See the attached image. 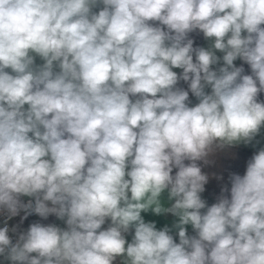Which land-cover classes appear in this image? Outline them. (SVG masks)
<instances>
[{
    "label": "clouds",
    "instance_id": "obj_1",
    "mask_svg": "<svg viewBox=\"0 0 264 264\" xmlns=\"http://www.w3.org/2000/svg\"><path fill=\"white\" fill-rule=\"evenodd\" d=\"M195 30L214 38L211 48L193 47ZM214 50L224 53L218 70ZM261 92L264 0H0V210L67 225L33 223L15 243L0 228V256L10 264H113L118 256L264 264V148L243 175H229L211 206L197 163L255 139ZM166 189L169 208L159 199ZM149 208L179 217V243L143 220ZM106 218L112 224L100 230Z\"/></svg>",
    "mask_w": 264,
    "mask_h": 264
},
{
    "label": "crops",
    "instance_id": "obj_2",
    "mask_svg": "<svg viewBox=\"0 0 264 264\" xmlns=\"http://www.w3.org/2000/svg\"><path fill=\"white\" fill-rule=\"evenodd\" d=\"M103 5H98L93 9V11L98 12L101 10ZM150 24L153 26H158L159 22L157 21H149ZM166 29V26L159 25ZM189 38H191L194 43L193 47H203L205 49H209L212 47V44L214 42V38H205L203 33L199 30H195L192 33L189 34ZM215 55L219 58L218 63L211 66L212 70H218L220 67L224 65L223 61V55L224 53L219 50H214ZM34 56V62L36 65H42L44 61L35 53H32ZM193 61L195 62V55H193ZM234 65L237 67H243L244 73L243 74H251V68L250 66L242 61L241 59L237 58L234 61ZM173 71L177 73V75H181L183 72V69L180 68H173ZM10 74H12L11 69H6ZM55 71H59V68H55ZM177 87L182 88L186 91H189V99L187 103H189V106H195L199 103V100L191 93L189 89V83L185 82L184 80H179ZM205 92L210 93L211 88L206 87ZM131 99L135 100L136 97H130ZM258 99L260 101H264V92L259 93ZM25 108H27V105H25ZM260 148H264V127L261 128L260 133L255 137V139L249 143H240L235 146H226L223 148H214L213 151L208 155L206 158L207 163H205L204 160L197 161L198 165L201 167L202 172L207 174L208 176V182L205 184V190L200 194L201 198L206 201V204L208 206H211L213 203L217 202L218 196L221 194V189L225 186L230 188V182H229V175L231 173H237L240 175H243L247 162L251 157L254 155L255 152H257ZM190 163V161H185V164ZM176 171L178 169H173L172 175H175ZM127 178V177H126ZM129 198L131 197V193H128ZM25 198H30L27 196H22L21 200L24 202ZM161 205L164 208H169L172 206V204L175 202L174 199H169V192L168 190H164L160 197ZM3 210H0V213ZM206 211V209L201 210ZM23 210L19 212L17 215H22ZM141 217L143 220L148 222H154L155 227L157 230H162L164 227H168L170 229V235L173 236L174 241L176 243H179V229L175 226L179 222V217L168 213V212H162L160 214H156L152 211L151 208H149L147 211L141 212ZM39 223L44 225L54 224L62 229H66L67 225L65 223V220H61L57 218L55 215H49L47 219L41 218L39 219ZM112 224V221L110 218H106L105 223L103 224L104 229L106 230L108 227H110ZM187 235L189 236H195L196 232L193 229L191 224L185 225ZM135 228L130 227L129 230L125 233H122L127 243H131L134 238ZM116 262L118 264H126V258L125 257H117Z\"/></svg>",
    "mask_w": 264,
    "mask_h": 264
},
{
    "label": "built area",
    "instance_id": "obj_3",
    "mask_svg": "<svg viewBox=\"0 0 264 264\" xmlns=\"http://www.w3.org/2000/svg\"><path fill=\"white\" fill-rule=\"evenodd\" d=\"M32 199L33 198L31 197L25 198L24 203H27ZM39 219L40 216L35 213L29 214L25 218L24 211L22 215H15L12 217H9L7 211H2L0 213V228L7 226L9 229L8 234L11 237L12 242L15 243L19 235L23 232H26L31 224L39 222ZM13 229H15V231H13ZM0 264H10V261H8L5 257L0 256Z\"/></svg>",
    "mask_w": 264,
    "mask_h": 264
},
{
    "label": "water",
    "instance_id": "obj_4",
    "mask_svg": "<svg viewBox=\"0 0 264 264\" xmlns=\"http://www.w3.org/2000/svg\"><path fill=\"white\" fill-rule=\"evenodd\" d=\"M100 230H105L104 227H103V225L101 226V229ZM113 264H118V263L116 262V260H114L113 261Z\"/></svg>",
    "mask_w": 264,
    "mask_h": 264
}]
</instances>
